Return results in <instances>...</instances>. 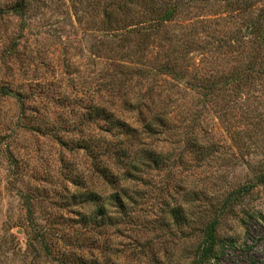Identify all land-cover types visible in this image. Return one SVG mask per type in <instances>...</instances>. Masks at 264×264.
<instances>
[{
    "label": "rangeland",
    "instance_id": "1",
    "mask_svg": "<svg viewBox=\"0 0 264 264\" xmlns=\"http://www.w3.org/2000/svg\"><path fill=\"white\" fill-rule=\"evenodd\" d=\"M29 1L22 16L16 0H0V88L11 90L0 91V264H59L58 249L83 237L86 195L70 199L73 181H101L74 146L101 134L86 106L138 123L124 101L150 93L173 124L153 138L172 162L134 175L130 218L85 250L108 238L104 263L193 264L216 221L217 257L198 264H264V0ZM125 65L162 84L128 78ZM214 80L221 89L206 96ZM238 82L240 92L227 90ZM193 132L207 154H195Z\"/></svg>",
    "mask_w": 264,
    "mask_h": 264
},
{
    "label": "trees",
    "instance_id": "2",
    "mask_svg": "<svg viewBox=\"0 0 264 264\" xmlns=\"http://www.w3.org/2000/svg\"><path fill=\"white\" fill-rule=\"evenodd\" d=\"M29 4V0H16L13 8L23 16L26 14V8ZM175 11L176 9L174 11L167 10L165 16L170 18L174 15ZM126 20L127 18L120 21L116 20V22L119 24ZM109 21L112 22L111 18H109ZM123 68L126 70L125 72L128 74V78H130L132 73H138L143 78L152 79L157 84L156 87L162 84L161 80L155 79V73L150 68L145 69V67L134 65H125ZM163 68L166 70L174 69L169 62L163 64ZM155 83L153 86H155ZM219 83L214 80L211 85H208L207 92L205 93L206 96L210 95L209 91L211 89L214 91L213 94H215L217 89H221L218 86ZM241 86V82L234 83L227 90H237L240 92ZM0 91L5 94L11 93L9 88L3 86L0 88ZM150 95L148 99L140 98L136 102L130 98H126L124 101L125 105H134L138 123H133L128 120L123 110L115 111L113 108L108 109L104 104L101 105L100 103L86 106L87 121H94V123H97L99 120L102 121L99 125V130L101 131L100 137L96 138L88 135L86 139L75 140L73 138V141L76 149H85L86 154L92 158L95 172L101 180L99 185L100 189L94 187L93 182L89 181L90 178H82L80 181L72 180L76 184L77 189L73 192L71 191L70 199L72 197L76 198L80 193L85 194L88 209L86 210L87 212L83 211L78 214V217L85 223L84 226H81L84 228L81 233L83 237L78 236L74 246H70L68 242H65L62 248L58 249L59 253L57 254H60L59 264H108L106 260L105 263L103 261L109 245L108 238L106 237L105 242H100L99 252L95 250L92 252L91 250L86 251L87 243L95 240L93 237L94 234H97V237L108 234L111 228H116L122 222L120 220L122 217L130 218L129 212L132 213L131 208L132 204L135 203V198L129 192L128 183L135 179L134 175H143L146 170L148 171L152 167L161 168L170 165L169 163L172 162L170 161L171 151L166 149V146H156L153 138L156 137L155 135L158 132L162 133V130L165 128L170 130L173 124L170 122L167 112L159 111L157 101L161 100H156V97L152 93ZM22 113H25V110ZM192 136L188 143L190 142L192 146L194 145L197 153L193 150H191V153L194 152L198 156L207 154V148H209L208 143H205L198 133L195 134L193 132ZM109 157L113 159H108ZM102 185L103 188L101 190ZM232 196L230 194L224 198L222 205L224 208H227L231 204L233 200ZM78 197L82 196L79 195ZM217 231L216 221L209 222L204 226L201 232L203 235L202 241L198 246L201 259H203L202 261L205 259L212 260L217 257L216 251L220 241ZM48 235L49 230L41 228L39 240L43 245L49 243L47 241ZM28 244L29 248L34 246L31 243ZM56 245L57 243L51 246L49 250H53ZM92 248L95 249L94 246ZM48 254L52 255L50 252ZM201 259L195 261L193 264H198Z\"/></svg>",
    "mask_w": 264,
    "mask_h": 264
}]
</instances>
